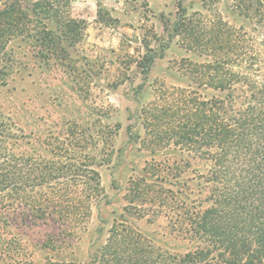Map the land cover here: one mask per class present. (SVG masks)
<instances>
[{"label": "trees", "instance_id": "trees-1", "mask_svg": "<svg viewBox=\"0 0 264 264\" xmlns=\"http://www.w3.org/2000/svg\"><path fill=\"white\" fill-rule=\"evenodd\" d=\"M244 3L245 17L257 6L253 30L263 38L257 43L244 26L229 23L202 35L194 45L207 59L193 61V91L163 88L165 93L150 103L155 106L143 110L145 136L130 133L152 156L144 161L142 176L132 181V196L157 208L155 216L164 209L169 235L188 249L173 257L168 251L154 256L153 246L138 243L139 234L125 238L133 231L125 225L117 233L115 224L98 251L101 264H264V0ZM13 20L0 28L2 35L8 32L6 39L24 33L22 23ZM59 36L67 40L70 34L59 29ZM47 42L43 37L42 44ZM4 45L0 41V85ZM153 64L148 54L136 60L144 79ZM95 110L108 117L106 110ZM4 118L0 114V264H76L30 259L27 246L60 249L89 219L92 205L104 198L97 168L112 161L120 124L70 123L42 137ZM51 138L56 146L49 149ZM89 142L93 148L86 149ZM171 147L190 158H156ZM39 225L52 226L57 234L34 242L30 237Z\"/></svg>", "mask_w": 264, "mask_h": 264}, {"label": "rangeland", "instance_id": "rangeland-1", "mask_svg": "<svg viewBox=\"0 0 264 264\" xmlns=\"http://www.w3.org/2000/svg\"><path fill=\"white\" fill-rule=\"evenodd\" d=\"M244 1L248 2H0V28L6 27L7 20L12 19L16 20L17 26L21 22L20 27H25L23 34L8 39V32L2 35L0 30V41H5L7 59L2 64L4 82L0 85V114L4 115V119L42 137L55 135L59 126L62 130L70 123L91 128L99 123L120 124L113 141L112 161L97 168L104 198L97 205H92L89 219L65 239L60 249L27 246L30 259H44L45 263L64 260L76 264H101L98 251L106 243L109 230L115 228V224L117 233L125 225L133 231L123 235L125 238L139 234L141 239H137L138 243L153 246L151 251L154 256L160 251H168L173 257L188 249L187 243L169 235L164 209L158 210L160 212L155 216L157 208L148 202L141 204L139 200H134L131 183L142 176L144 161L152 156L148 151L141 150L138 140L130 133L134 137L138 135V139L145 136L147 114L143 110L155 106L150 103H154L159 94L165 93L163 88L178 86L193 91L189 79L193 75V61L207 59L206 56H198L194 45L202 35H210L218 25L229 23L237 28L244 26L257 43L263 38L261 33L253 30L258 27L254 16L257 6L253 5L249 10L250 16L245 17L247 7ZM43 7L48 12L43 11ZM33 10L37 12L36 16ZM44 15L50 18H44ZM59 29H64L70 37L67 40L58 39ZM43 37L48 38L46 45L42 44ZM51 38L55 39L54 44H50ZM145 54L152 56L154 64L144 79L136 60ZM200 91L206 95L211 93L209 90ZM95 109L106 110L108 117H101ZM39 139L35 145L40 143ZM46 141L51 142L49 149L56 146L53 138ZM92 144L89 142L86 149L93 148ZM159 154L157 159L191 156L190 153H179L174 147ZM191 162L183 176L187 179L192 176L193 160ZM178 188L186 193L189 190L184 186ZM139 211L144 215H138ZM33 229V238H30L34 242L50 238L51 233L57 234L52 226L39 225ZM57 238L62 240L59 236ZM129 241L135 242L132 238Z\"/></svg>", "mask_w": 264, "mask_h": 264}]
</instances>
